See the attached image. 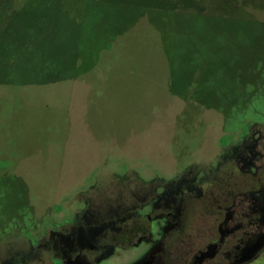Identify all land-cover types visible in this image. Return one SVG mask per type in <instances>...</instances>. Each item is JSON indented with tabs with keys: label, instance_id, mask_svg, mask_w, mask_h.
I'll list each match as a JSON object with an SVG mask.
<instances>
[{
	"label": "rangeland",
	"instance_id": "rangeland-1",
	"mask_svg": "<svg viewBox=\"0 0 264 264\" xmlns=\"http://www.w3.org/2000/svg\"><path fill=\"white\" fill-rule=\"evenodd\" d=\"M249 120L264 0H0V228L170 177Z\"/></svg>",
	"mask_w": 264,
	"mask_h": 264
},
{
	"label": "flooded vegetation",
	"instance_id": "flooded-vegetation-1",
	"mask_svg": "<svg viewBox=\"0 0 264 264\" xmlns=\"http://www.w3.org/2000/svg\"><path fill=\"white\" fill-rule=\"evenodd\" d=\"M216 143L67 218L0 228V264H264V122Z\"/></svg>",
	"mask_w": 264,
	"mask_h": 264
}]
</instances>
